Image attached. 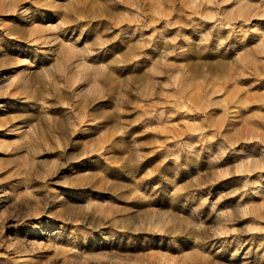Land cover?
I'll list each match as a JSON object with an SVG mask.
<instances>
[{"label":"rangeland","instance_id":"obj_1","mask_svg":"<svg viewBox=\"0 0 264 264\" xmlns=\"http://www.w3.org/2000/svg\"><path fill=\"white\" fill-rule=\"evenodd\" d=\"M0 264H264V0H0Z\"/></svg>","mask_w":264,"mask_h":264}]
</instances>
